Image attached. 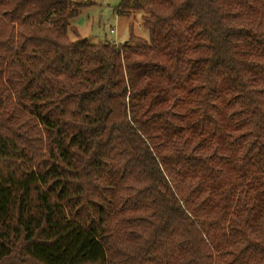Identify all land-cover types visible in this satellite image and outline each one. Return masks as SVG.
Wrapping results in <instances>:
<instances>
[{
    "label": "trees",
    "instance_id": "16d2710c",
    "mask_svg": "<svg viewBox=\"0 0 264 264\" xmlns=\"http://www.w3.org/2000/svg\"><path fill=\"white\" fill-rule=\"evenodd\" d=\"M87 5L0 0V264H264V0Z\"/></svg>",
    "mask_w": 264,
    "mask_h": 264
},
{
    "label": "rangeland",
    "instance_id": "374dc122",
    "mask_svg": "<svg viewBox=\"0 0 264 264\" xmlns=\"http://www.w3.org/2000/svg\"><path fill=\"white\" fill-rule=\"evenodd\" d=\"M81 1L89 5L81 8L70 22L78 29L82 39L91 44H120L130 40L133 34L149 40V32L142 25V12H134L131 17L118 13L117 8L123 0ZM69 35L72 40L77 39L73 32L69 31Z\"/></svg>",
    "mask_w": 264,
    "mask_h": 264
}]
</instances>
